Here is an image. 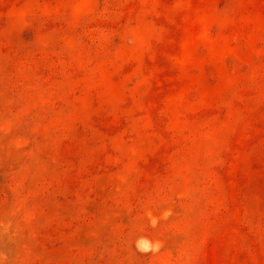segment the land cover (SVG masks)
Listing matches in <instances>:
<instances>
[{"label":"rangeland","instance_id":"rangeland-1","mask_svg":"<svg viewBox=\"0 0 264 264\" xmlns=\"http://www.w3.org/2000/svg\"><path fill=\"white\" fill-rule=\"evenodd\" d=\"M0 264H264V0H0Z\"/></svg>","mask_w":264,"mask_h":264}]
</instances>
